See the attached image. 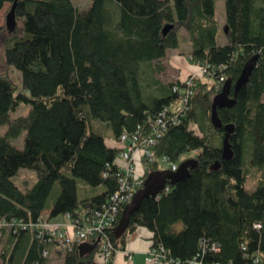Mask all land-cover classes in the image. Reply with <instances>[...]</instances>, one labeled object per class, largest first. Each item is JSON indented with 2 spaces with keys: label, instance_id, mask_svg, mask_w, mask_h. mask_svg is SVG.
Instances as JSON below:
<instances>
[{
  "label": "trees",
  "instance_id": "obj_1",
  "mask_svg": "<svg viewBox=\"0 0 264 264\" xmlns=\"http://www.w3.org/2000/svg\"><path fill=\"white\" fill-rule=\"evenodd\" d=\"M14 1L0 0V13ZM225 4L221 25L215 0H92L82 9L73 0H18L16 13L22 10L26 21L20 34L5 39V54L6 64L21 71V83L0 67V126L8 125L0 135V220L8 223L0 234V264H53L44 251L51 254L58 243L24 224L61 214L77 218L116 191L120 150L110 139L139 123L147 131L163 109L183 99V81L149 78L167 70L181 28L191 41L189 59L214 78L195 77L179 122L155 147L185 172L167 180L168 191L143 199L123 235L114 229L109 235L124 246L130 232L145 227L152 246L167 250L169 264H264V0ZM254 55L249 81L233 106L217 108L221 126L215 125L214 97ZM23 106L28 113L11 118ZM23 130L21 149L11 138ZM22 167L38 177L25 190L12 179ZM249 178L256 181L252 190ZM93 241L91 252L81 254L85 241L66 250L62 264H116L114 252L106 263L95 261L100 247Z\"/></svg>",
  "mask_w": 264,
  "mask_h": 264
},
{
  "label": "built area",
  "instance_id": "obj_2",
  "mask_svg": "<svg viewBox=\"0 0 264 264\" xmlns=\"http://www.w3.org/2000/svg\"><path fill=\"white\" fill-rule=\"evenodd\" d=\"M206 72V68L200 67V73L202 75ZM195 77L196 75L192 74L183 81L187 87L183 92L182 102H187L190 95L193 94ZM174 90H177V86ZM181 109L183 111L184 108ZM179 113L180 109L174 111L165 108L159 113L155 121L150 123L147 131L144 130L143 124L139 123L135 131L131 133L125 132L118 139H110L120 150L117 160L119 166L118 187L108 201L101 207L86 210L77 218L66 214L69 220L68 223L57 222L54 218L47 219L45 217L39 219L36 223L31 222L24 224V226H37L42 237L45 238L47 236L49 241H56L58 243L57 245L63 251H70L75 244L94 239L95 241L93 243L98 244L100 247L97 251L100 257L98 260L94 258L95 261L101 263L108 262L113 252L116 253L119 250H124V246H115L109 235V231L118 225L121 212L125 206L133 199L138 189L144 186L147 177L145 169L150 164L164 162L168 164V169L172 171L177 170V165L168 156L160 157L155 153V147L160 138L167 132L170 125L179 122ZM164 189L168 191L169 187L165 186ZM7 224L0 220V234L2 228ZM125 252L131 258L130 253L128 251ZM167 253L163 245H159L158 247L152 246L149 251L148 260L151 262L165 261L170 263L171 261L168 259ZM44 255L50 256L49 250H45ZM187 264L203 263L197 259H193Z\"/></svg>",
  "mask_w": 264,
  "mask_h": 264
},
{
  "label": "rangeland",
  "instance_id": "obj_3",
  "mask_svg": "<svg viewBox=\"0 0 264 264\" xmlns=\"http://www.w3.org/2000/svg\"><path fill=\"white\" fill-rule=\"evenodd\" d=\"M73 2L75 3L76 6H78L79 8H86L89 7V5L91 4L92 0H73ZM215 5H216V14H217V18L220 22L221 25H224L225 23V0H215ZM11 8V3H6L3 10L0 13V30H2L1 33V38H0V67L3 71H6L10 74V76L18 83H21V71L18 70L15 67H9L6 64V54H5V39L7 37H11L14 34H20L22 32L24 23L26 21V18L23 17L22 14V10L20 11L19 14H16V28L14 31H10L8 26H7V15L9 13V10ZM180 37H181V43L179 48L173 50L172 54H176V55H180L183 56L187 59L189 64L195 65L193 62H191V60L189 59L187 53L191 50V41L188 35V32L186 31L185 28H181L180 29ZM219 42L221 44H224L226 42V36L223 35V33H220L218 36ZM171 53V52H170ZM169 53V54H170ZM168 60V59H167ZM167 66V65H166ZM201 76H203V80L207 81L209 83H213L214 82V78L212 76L209 75H202L200 73ZM152 76H154L156 79L161 80L163 83L165 84H169L171 82H174L176 80H180V81H184L186 78H188L189 76H182V70L179 69L178 67L172 65V67L167 68L166 71L159 73L156 72L152 75V73L149 72V78H151ZM198 77V76H197ZM20 92H25L28 93L27 91H25L22 86H20L19 88ZM183 107V102L179 101L175 104H173L171 106V109L174 111H177L178 109H181ZM28 113V108H26L25 106H23L22 108H20L19 110H17L16 112H12L11 113V118H15L18 117L20 115H25ZM98 128H103V126L101 124L97 125ZM8 130V125L4 124L2 126H0V135H4L6 134ZM25 134L26 131L23 130L21 132V134L15 138H11L12 143L17 146L18 148H23L24 147V138H25ZM186 157L183 156L179 162H182L183 160H185ZM169 168L167 163L164 162H160L159 166H158V170H167ZM152 169L151 164L145 169V173H149L151 172ZM13 181L23 190L32 187L38 177H37V172L34 169L28 168V167H22L19 169V172L13 176ZM255 179L253 178H249L248 182H247V189L248 190H252L255 186ZM80 192H81V188H80ZM85 242H88V240H85ZM58 249L56 247H53L51 249V254L49 256V261L53 264H62L63 263V254L61 256V254L57 253ZM62 253H64L62 251ZM99 252H97L95 254V259L98 260L100 256H98Z\"/></svg>",
  "mask_w": 264,
  "mask_h": 264
},
{
  "label": "water",
  "instance_id": "obj_4",
  "mask_svg": "<svg viewBox=\"0 0 264 264\" xmlns=\"http://www.w3.org/2000/svg\"><path fill=\"white\" fill-rule=\"evenodd\" d=\"M18 0H15L9 13L7 15V26L10 31H14L16 28V11H17ZM171 25H167L164 28V34H167L171 29ZM226 31H228V26H226ZM258 60V55L252 56L247 62L244 64L243 70L238 77V79L234 82L232 79L226 80L223 84L221 92H219L214 97L213 109H212V120L217 126H221V124L217 120V108L218 107H231L236 102V95L239 90L249 81L251 73L255 68V65ZM232 88H234L235 97H231ZM231 156V148L228 143V137H225L223 143V157L229 158ZM185 166V165H184ZM183 166V168H185ZM185 170L182 168L177 171L172 170H152L148 173L144 186L135 193L133 199L125 206L120 221L118 225L114 228L117 237H120L125 233V231L129 228L130 218L133 212L139 209L141 203L145 197L153 196L156 197L159 193H161L166 184L167 180L175 175H183ZM81 254H85L87 252H91L93 250L94 244L89 242H83L80 244Z\"/></svg>",
  "mask_w": 264,
  "mask_h": 264
},
{
  "label": "crops",
  "instance_id": "obj_5",
  "mask_svg": "<svg viewBox=\"0 0 264 264\" xmlns=\"http://www.w3.org/2000/svg\"><path fill=\"white\" fill-rule=\"evenodd\" d=\"M171 52V53H170ZM168 57L165 61L166 67H172V65L178 67L182 70V76L196 75L203 79L200 75V67L197 65L189 64L187 59L183 56L174 55L173 50L170 51ZM57 222L68 223L67 215L61 214L54 218ZM152 232L145 227H137L133 232H130L126 238V243L124 245V250H119L114 254V262L116 264H169L168 262H151L148 260L149 251L152 247ZM58 249V254H63V261L65 256V251H63L58 245H55ZM62 251L64 253H62ZM128 251L131 255V258L128 257V254L125 252ZM96 253V252H95ZM95 258V254H94Z\"/></svg>",
  "mask_w": 264,
  "mask_h": 264
},
{
  "label": "bare ground",
  "instance_id": "obj_6",
  "mask_svg": "<svg viewBox=\"0 0 264 264\" xmlns=\"http://www.w3.org/2000/svg\"><path fill=\"white\" fill-rule=\"evenodd\" d=\"M159 115V114H158Z\"/></svg>",
  "mask_w": 264,
  "mask_h": 264
}]
</instances>
